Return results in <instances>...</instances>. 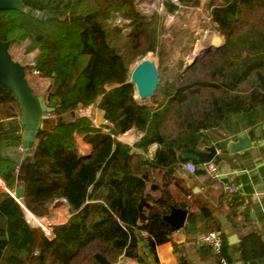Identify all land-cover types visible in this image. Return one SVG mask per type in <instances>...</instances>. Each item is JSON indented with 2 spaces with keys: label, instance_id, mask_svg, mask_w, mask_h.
I'll return each instance as SVG.
<instances>
[{
  "label": "trees",
  "instance_id": "obj_1",
  "mask_svg": "<svg viewBox=\"0 0 264 264\" xmlns=\"http://www.w3.org/2000/svg\"><path fill=\"white\" fill-rule=\"evenodd\" d=\"M137 1L20 0L37 16L0 12V40L35 53L41 78L50 80L43 99L53 108L20 165L2 159L0 150V178L13 193L23 188L19 201L34 216H49L62 200L70 214L47 239L2 194L0 264H114L121 256L143 263L144 247L158 264L155 246L174 231L163 219L174 171L198 165L200 148L232 118L264 109V0L212 2L210 19L224 44L165 80L156 106L138 102L129 83L131 67L158 46L160 18L138 12ZM178 3L195 8L200 0ZM164 6L170 14L178 10ZM118 17L129 21L127 34L113 24ZM88 107L103 113L109 133L77 114ZM20 114L14 95L0 86V119ZM131 129L142 135L135 144L117 139ZM77 136L91 147L88 155L79 152ZM174 251L177 264H188Z\"/></svg>",
  "mask_w": 264,
  "mask_h": 264
},
{
  "label": "crops",
  "instance_id": "obj_2",
  "mask_svg": "<svg viewBox=\"0 0 264 264\" xmlns=\"http://www.w3.org/2000/svg\"><path fill=\"white\" fill-rule=\"evenodd\" d=\"M44 80L50 83V80ZM94 110L92 124L97 128L103 123L104 118L100 110L96 107ZM255 111L257 114L251 119L232 118L231 124L227 125L225 130L229 133L226 135L220 133V137L210 139L200 148L198 155L210 154V150H214L211 162L218 169L217 176L207 171L204 163L198 161L199 156L198 165L194 164L196 166L194 173L183 169V164L174 171L169 186L171 201L166 216L170 215L171 209H180L186 211V217L179 229L168 224L174 231L167 235L164 242L155 246L154 257L158 264H177L174 246L183 253L188 264H218L219 257L201 242L204 235L210 231L221 233L223 238L221 257L228 264H264V112H258L259 109ZM235 123L238 127H235ZM130 131L133 133L128 135H133V138L138 135L139 140L142 136L135 129ZM23 132L20 116L0 119L2 159L16 165L23 162L25 157L22 149ZM77 137L79 152L88 155L91 147L83 142L82 137L80 142ZM242 140L248 141L250 146L233 152L232 146ZM156 148V145L149 148V158ZM230 185L237 187L235 193L226 191V187ZM4 193L13 198L14 193L0 178V200ZM60 202L65 203L63 200ZM65 209L69 218V207L66 203ZM143 237H146L145 233ZM143 251L149 256L146 262L140 263L121 256L114 264H155L148 248L144 247Z\"/></svg>",
  "mask_w": 264,
  "mask_h": 264
},
{
  "label": "rangeland",
  "instance_id": "obj_3",
  "mask_svg": "<svg viewBox=\"0 0 264 264\" xmlns=\"http://www.w3.org/2000/svg\"><path fill=\"white\" fill-rule=\"evenodd\" d=\"M212 2L214 5L220 4L219 0H200V5L198 7L186 8L181 6L178 3V0L137 1L136 9L138 12L148 17L155 14L160 18L157 33L158 46L156 48V52L148 53L143 57L154 62L157 68V74L159 70L158 86L152 98L144 102H140L137 99L138 102L147 106H156L155 103L162 100V96L157 93V90L164 84L165 80H171L175 76L182 74L186 69L188 62L195 57H202V54L208 50L210 46L217 44L221 47L224 44V37L217 32L216 25L212 23L210 19ZM165 3L177 5L178 10L173 14L167 13L165 11ZM113 24L122 27L123 33L125 34L131 30L129 27V21L121 19L120 17L116 18L113 21ZM24 48V43L9 47L12 59L15 61L22 60L21 65L23 66H25V64L29 60H32L35 56V53L24 54ZM136 64L131 67L130 72ZM202 69L204 71L207 70V68L204 67ZM199 74H202V72H199ZM26 79L36 95L42 97L46 96L49 81L41 79V77H34L30 75L27 70ZM258 112H264V109H259ZM77 114L79 116H85L92 121L95 117V110L93 107L79 108L77 109ZM256 114L257 112L254 111L245 119H251ZM234 125L235 127H238V124L236 125L235 123ZM130 133H133V131H129L125 134V136H123L124 134L119 136L118 139H121L124 143L126 142L125 144L132 146L138 141V135L133 138V135H128ZM220 133L226 135L229 132L225 131L223 128H219L218 135H221ZM128 136H130V138H128ZM77 138L80 142V137ZM38 218L42 219L45 225H48L46 227L51 228H53V226L63 224L69 219L64 202L53 204L50 207L49 216ZM46 227L44 228L43 226L42 228L46 229ZM31 228L36 229V227ZM142 249L139 253L142 260L146 262L149 256H147L144 251L142 252Z\"/></svg>",
  "mask_w": 264,
  "mask_h": 264
},
{
  "label": "water",
  "instance_id": "obj_4",
  "mask_svg": "<svg viewBox=\"0 0 264 264\" xmlns=\"http://www.w3.org/2000/svg\"><path fill=\"white\" fill-rule=\"evenodd\" d=\"M7 10H18L27 13L31 17L37 16L35 11L23 8L20 0H0V12ZM9 47L10 44L8 42L0 40V86L11 92L18 103L21 112L20 120L24 128L22 149L25 157H28L32 151L36 131L42 128L43 122L49 118L53 108L47 105L42 96H38L33 92L26 79L25 67L21 65L20 61L12 59ZM219 47V45L216 46L214 44L202 55ZM198 58L199 56L190 60L187 67H190ZM129 83L134 86V98L136 100L144 102L152 98L158 86V74L154 62L148 58L140 60L130 73ZM249 146L250 143L248 141L242 140L232 146L231 150L237 152ZM213 154V149L210 150V154L200 153L198 161L201 163L211 162ZM23 194L24 190L21 186L15 188L13 198L19 205V200L22 199ZM20 206L23 205L21 204ZM185 217L186 211L171 209L170 215L163 217V219L172 228L179 229L183 226Z\"/></svg>",
  "mask_w": 264,
  "mask_h": 264
},
{
  "label": "built area",
  "instance_id": "obj_5",
  "mask_svg": "<svg viewBox=\"0 0 264 264\" xmlns=\"http://www.w3.org/2000/svg\"><path fill=\"white\" fill-rule=\"evenodd\" d=\"M17 61H20V63L22 62V60H17ZM24 67H25V71L26 70L29 71L30 75H32L34 77H41L40 70L37 68V66L33 60H29L25 64ZM109 127H111V124L109 122H107L106 120H104L103 123L100 126H98L97 128H102V131L104 133H109L110 132ZM204 166L206 167L207 171L210 174H212L214 176L218 175V169L212 162L204 163ZM182 168L187 170L188 172H191V173H194L196 171V166L194 164H192L191 162L184 163L182 165ZM226 191H228L229 193H235L237 191V187L235 185H230V186L226 187ZM20 205H21V203H20ZM21 208L24 212L25 222L27 223L28 226H31V224L26 219V211H28V210L26 208H24L23 206H21ZM31 227H33V226H31ZM36 228L41 229L43 234L45 235V237L47 239L53 238L54 235H53V230L51 227H47L46 229H43L42 227H36ZM201 242L205 246L209 247L214 255L219 257L218 264H228V262L223 257H221L222 244H223V238H222L221 233H219L217 231H210L204 235Z\"/></svg>",
  "mask_w": 264,
  "mask_h": 264
},
{
  "label": "bare ground",
  "instance_id": "obj_6",
  "mask_svg": "<svg viewBox=\"0 0 264 264\" xmlns=\"http://www.w3.org/2000/svg\"><path fill=\"white\" fill-rule=\"evenodd\" d=\"M215 45H217V44H215ZM26 219L31 224V226H33V227H43L44 226V228H45L46 226H48V225H45L43 223V220L42 219L34 216L29 211H26Z\"/></svg>",
  "mask_w": 264,
  "mask_h": 264
}]
</instances>
